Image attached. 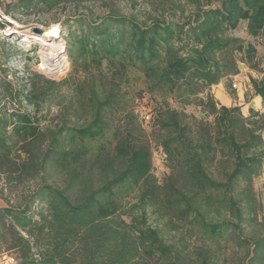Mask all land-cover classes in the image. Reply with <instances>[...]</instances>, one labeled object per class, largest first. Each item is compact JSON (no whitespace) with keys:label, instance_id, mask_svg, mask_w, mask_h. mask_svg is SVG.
<instances>
[{"label":"trees","instance_id":"1","mask_svg":"<svg viewBox=\"0 0 264 264\" xmlns=\"http://www.w3.org/2000/svg\"><path fill=\"white\" fill-rule=\"evenodd\" d=\"M109 1L115 0L0 5L12 15L18 9L44 14ZM168 1L165 20L151 24L117 11L97 21L84 14L67 21L68 55L87 75L66 108L84 115L82 124L41 126V103L59 82L35 73L43 83L32 81L26 89L0 76V175L10 193L41 178L21 201L0 206V246L15 252V264L216 263L219 249L201 246L190 254L168 242L163 228L148 223L149 204L165 217V227L189 224V232L208 241L232 227L235 243L245 250L240 264H264V236L242 237V223L260 206L254 181L264 171V111L251 106L245 114L210 91L239 74L240 61L256 62L257 45L231 33L245 23L247 34L264 43V0ZM129 67L142 72L150 92L195 103L204 114L197 118L166 103L153 117V135L171 168L163 185L152 172L151 146L133 124L136 115L120 98ZM251 82L264 104V77ZM23 101L33 104V113ZM115 110L125 113L127 123L109 137ZM53 172L58 179L48 182ZM136 188L139 201L125 210V195ZM37 201L43 207L35 211Z\"/></svg>","mask_w":264,"mask_h":264},{"label":"rangeland","instance_id":"2","mask_svg":"<svg viewBox=\"0 0 264 264\" xmlns=\"http://www.w3.org/2000/svg\"><path fill=\"white\" fill-rule=\"evenodd\" d=\"M8 1V0H5ZM11 1V0H9ZM15 1V0H14ZM170 5L168 0H115L105 3H87L80 6L69 5L59 7L49 13H33L22 10H14L13 18L17 21V26L9 31H2L0 24V76L8 75L13 80L15 85H26V89L32 87V81L38 84L43 82L34 76L35 73H40L50 80L59 82L49 88V96L45 102L41 103V109L38 116L41 117V126L43 128H58L63 122L69 125L82 124L85 121V116L76 114L74 108H66L74 96L75 88L78 82L86 77V73L82 68H74L71 59L67 52V40L69 33V24H73L76 17L84 14L91 21H97L100 17L110 11H117L120 14L128 17H134L139 23L151 24L154 18L165 20V10ZM168 11V10H167ZM168 15V13H166ZM70 20L69 24H66ZM58 28V36L52 33L54 28ZM35 28H40L41 34L34 31ZM78 29L74 26L72 30ZM50 30V34H43ZM234 36L241 37L247 41H253L258 47V55L254 64L239 62L240 72L236 76L225 79L219 85L211 88L212 94L219 103H225V98L221 94H225L228 98L227 103L230 106L240 105L245 114H249V107L257 106L263 109L264 104H260L257 99H254L256 94L251 82L252 78L261 79L264 77V43L261 39H254L246 32V24L241 26L231 33ZM47 35L52 41H58L63 45V56L65 57V67L59 73L52 74L43 66L45 65L44 56L50 51L49 46L42 43L38 36ZM91 73L99 75L100 72L96 68H91ZM33 79V80H31ZM238 86L234 87L233 84ZM121 84V99L126 103L127 110L133 111L136 115L134 126L137 128L139 137L147 140L152 149V172L157 178L159 185H163L165 180L171 175V168L167 162L165 152L160 146L158 140L153 135L154 121L157 113L165 107L166 103L169 106L184 111L187 115L197 118L204 117L203 112L195 103L184 104L181 100L176 99L172 95L156 91L150 92L147 88L142 72L135 67H129L126 75L120 81ZM51 94V96H50ZM17 105H19L17 103ZM22 107L33 113V104L22 102ZM20 106V105H19ZM16 107V106H15ZM151 114V120L145 121L143 116ZM125 113L122 110H115L112 114L111 129L108 136L112 137L113 131L119 127H124L127 123ZM132 124V122H131ZM58 175L53 172L48 182H55ZM41 183V178L25 180L18 188H15L10 193L9 185L0 175V206L6 205V200L17 202L29 195L36 186ZM254 192L260 202L257 213L249 215L247 220L242 223L244 236L263 235L264 236V171L254 181ZM162 193V192H161ZM140 188H136L125 195L123 200L124 209L129 210L134 204L139 201ZM163 197V193L161 194ZM43 206L37 201L34 204V210L38 211ZM138 212V210H135ZM148 223L153 226L163 228V232L168 242H173L179 247H184L187 253H193L201 246H211L219 249L215 264H240L244 259L245 250L239 247L234 239V230L229 228L218 241H208L201 236L189 232V224H182L176 229L165 227V217L162 216L155 207L151 204L147 206ZM2 254H10L16 256L13 250H7L0 246V256Z\"/></svg>","mask_w":264,"mask_h":264},{"label":"bare ground","instance_id":"3","mask_svg":"<svg viewBox=\"0 0 264 264\" xmlns=\"http://www.w3.org/2000/svg\"><path fill=\"white\" fill-rule=\"evenodd\" d=\"M57 37L59 32L58 28H54L52 33ZM50 34V30L46 31L43 34ZM39 40L44 43L45 45L49 46L50 51L47 52L44 56L45 65L43 66L46 68L50 73L55 74L59 73L65 67L66 61L65 57L63 56V45L58 41H52L51 38L47 35H40L38 36Z\"/></svg>","mask_w":264,"mask_h":264},{"label":"built area","instance_id":"4","mask_svg":"<svg viewBox=\"0 0 264 264\" xmlns=\"http://www.w3.org/2000/svg\"><path fill=\"white\" fill-rule=\"evenodd\" d=\"M0 24H4L5 26L2 28V31H9V29H14L17 26V21L13 18L12 14H8L5 11V8L0 5ZM5 29V30H4ZM234 87H237L238 84L234 83ZM143 118L145 121H150L151 114L146 113ZM16 258L10 254H2L0 256V264H15Z\"/></svg>","mask_w":264,"mask_h":264},{"label":"crops","instance_id":"5","mask_svg":"<svg viewBox=\"0 0 264 264\" xmlns=\"http://www.w3.org/2000/svg\"><path fill=\"white\" fill-rule=\"evenodd\" d=\"M219 84H217V86H218ZM213 89H214V86H213ZM223 97L222 98H225V100H226V102L225 103H222V104H225V105H227V106H230L228 103H227V101H228V98L226 97V96H224L225 94H221ZM254 99H257L258 101H259V103L260 104H262V99H261V97L260 96H255V98ZM256 110H261V111H263V109H262V107L261 108H258L256 105L255 106H253Z\"/></svg>","mask_w":264,"mask_h":264},{"label":"water","instance_id":"6","mask_svg":"<svg viewBox=\"0 0 264 264\" xmlns=\"http://www.w3.org/2000/svg\"><path fill=\"white\" fill-rule=\"evenodd\" d=\"M34 31L39 33V34H41L43 32L40 28H35Z\"/></svg>","mask_w":264,"mask_h":264}]
</instances>
